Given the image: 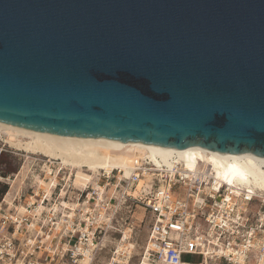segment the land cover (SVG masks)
<instances>
[{
    "label": "water",
    "instance_id": "95a60500",
    "mask_svg": "<svg viewBox=\"0 0 264 264\" xmlns=\"http://www.w3.org/2000/svg\"><path fill=\"white\" fill-rule=\"evenodd\" d=\"M0 124L264 158V0H0Z\"/></svg>",
    "mask_w": 264,
    "mask_h": 264
},
{
    "label": "built area",
    "instance_id": "2783aa9c",
    "mask_svg": "<svg viewBox=\"0 0 264 264\" xmlns=\"http://www.w3.org/2000/svg\"><path fill=\"white\" fill-rule=\"evenodd\" d=\"M58 175L43 176L45 189L23 180L24 189L0 200V264H100L131 205L149 216L142 259L151 264H189L185 255L201 264H250L255 255L264 264V192L220 183L207 166L189 172L133 157L127 176L99 171L74 187ZM17 180L7 179L8 188ZM126 258L116 248L108 264Z\"/></svg>",
    "mask_w": 264,
    "mask_h": 264
},
{
    "label": "bare ground",
    "instance_id": "6f19581e",
    "mask_svg": "<svg viewBox=\"0 0 264 264\" xmlns=\"http://www.w3.org/2000/svg\"><path fill=\"white\" fill-rule=\"evenodd\" d=\"M0 141L15 151L49 158L62 167L70 168L71 172H75V181H79L77 187L90 180V173L99 171L109 173L111 170H119L127 176L130 160L134 157L149 160L157 167H170L173 162H180L181 167L189 172L195 171L196 166L201 164L207 166L210 176L220 183L264 192V158L252 154H218L198 147L173 150L138 143L71 138L3 124H0ZM84 168L93 172L80 175ZM142 184L140 181L136 189ZM120 243L117 252L127 253L128 258L123 262L127 264L128 259H131V251L127 246V252ZM139 264L151 263L142 259Z\"/></svg>",
    "mask_w": 264,
    "mask_h": 264
},
{
    "label": "rangeland",
    "instance_id": "374dc122",
    "mask_svg": "<svg viewBox=\"0 0 264 264\" xmlns=\"http://www.w3.org/2000/svg\"><path fill=\"white\" fill-rule=\"evenodd\" d=\"M0 154H2L0 171L5 172L6 168L5 165L8 164L10 166V170L15 171V173H8L7 175L11 174H18V180L12 185L11 192H15L20 188L24 189V185H21L23 180L26 186L30 185L34 188L37 187L36 181L39 182L38 188L45 189L46 186L42 184L43 176H46L51 172V175H55L59 173V177H69V183L73 184L77 187V183L79 181H75L74 175L75 172H71L70 168L62 167L58 164V162H54L49 158H43L40 156H33L31 154L23 153L20 151H15L12 148L4 145L0 141ZM26 157V158H25ZM58 164V165H57ZM9 168V167H7ZM83 171L80 172L82 174H88L93 172V170H89L87 168L82 169ZM96 170L94 171V173ZM97 173L93 174L90 173V180H95ZM42 181V182H41ZM104 181L101 178V182ZM34 183V184H33ZM0 186H6L3 181H0ZM7 188V186H6ZM10 192V193H11ZM149 225V216L144 210L137 205H131L129 209V214H125L122 217V221H118L117 229L120 230L119 235H115V240H111L108 244H106V248L101 254L99 258L100 264H108L111 252L116 250L118 243L121 241V246L123 248H128L131 251V259H129L128 264H139L142 260V253L143 248L145 246V240L147 236ZM121 240V241H120ZM128 249V250H129ZM184 262L189 264H201L202 258L200 256H192V255H185L182 257ZM256 256L252 255L250 258V264L255 263Z\"/></svg>",
    "mask_w": 264,
    "mask_h": 264
},
{
    "label": "trees",
    "instance_id": "16d2710c",
    "mask_svg": "<svg viewBox=\"0 0 264 264\" xmlns=\"http://www.w3.org/2000/svg\"><path fill=\"white\" fill-rule=\"evenodd\" d=\"M1 159H2V154H0V165H1ZM5 168H6L5 172L0 171V177H5L8 173H15L16 171V170L15 171L10 170V166L8 164L5 165ZM6 191H7L6 186H0V200L3 198Z\"/></svg>",
    "mask_w": 264,
    "mask_h": 264
},
{
    "label": "crops",
    "instance_id": "0c3cea01",
    "mask_svg": "<svg viewBox=\"0 0 264 264\" xmlns=\"http://www.w3.org/2000/svg\"><path fill=\"white\" fill-rule=\"evenodd\" d=\"M19 173L17 174H11V175H6L5 177H0V181H3L5 183V185L7 186L6 184V181L7 179L11 178L12 176H17ZM15 184V183H14ZM12 188V187H11ZM11 188L9 189L8 186H7V191H6V195L3 197V198H7L9 195H10V192H11Z\"/></svg>",
    "mask_w": 264,
    "mask_h": 264
}]
</instances>
